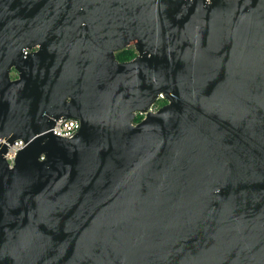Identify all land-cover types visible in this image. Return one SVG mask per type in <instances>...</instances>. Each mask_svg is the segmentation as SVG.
Returning <instances> with one entry per match:
<instances>
[{"label": "water", "instance_id": "95a60500", "mask_svg": "<svg viewBox=\"0 0 264 264\" xmlns=\"http://www.w3.org/2000/svg\"><path fill=\"white\" fill-rule=\"evenodd\" d=\"M0 264H264V0H0Z\"/></svg>", "mask_w": 264, "mask_h": 264}, {"label": "built area", "instance_id": "2783aa9c", "mask_svg": "<svg viewBox=\"0 0 264 264\" xmlns=\"http://www.w3.org/2000/svg\"><path fill=\"white\" fill-rule=\"evenodd\" d=\"M210 1V0H207ZM165 100V97L160 93L156 100L150 105L149 109L151 111H156L161 103ZM146 114V111L137 110L135 112V118L140 116L143 118ZM136 122V120H135ZM80 127V121L78 118L74 117H62L56 120L53 127V132L62 136L72 137L78 131ZM24 140L22 138H17L13 140L10 146L4 152V157L7 160L8 166L12 167L15 164V157L18 152V149L24 145ZM41 159L44 158V155L40 156Z\"/></svg>", "mask_w": 264, "mask_h": 264}, {"label": "trees", "instance_id": "16d2710c", "mask_svg": "<svg viewBox=\"0 0 264 264\" xmlns=\"http://www.w3.org/2000/svg\"><path fill=\"white\" fill-rule=\"evenodd\" d=\"M135 55H136V49H135V47H134L133 45H130V46H128V47H126V48H123V49H121V50H118V51L116 52V56H117V58H118L119 60H128V59L134 57ZM165 102H166V100H164V101L161 103V105H162L163 103H165ZM140 119H141L140 116H138V117L135 118L136 121H139Z\"/></svg>", "mask_w": 264, "mask_h": 264}, {"label": "flooded vegetation", "instance_id": "af4514ba", "mask_svg": "<svg viewBox=\"0 0 264 264\" xmlns=\"http://www.w3.org/2000/svg\"><path fill=\"white\" fill-rule=\"evenodd\" d=\"M14 75H15V71H14Z\"/></svg>", "mask_w": 264, "mask_h": 264}]
</instances>
